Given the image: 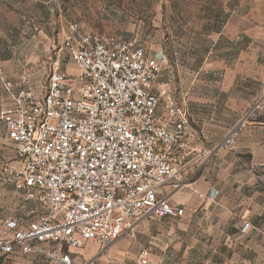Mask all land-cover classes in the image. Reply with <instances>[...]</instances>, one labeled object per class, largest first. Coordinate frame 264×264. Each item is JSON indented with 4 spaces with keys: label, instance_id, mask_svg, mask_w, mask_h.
<instances>
[{
    "label": "built area",
    "instance_id": "2783aa9c",
    "mask_svg": "<svg viewBox=\"0 0 264 264\" xmlns=\"http://www.w3.org/2000/svg\"><path fill=\"white\" fill-rule=\"evenodd\" d=\"M63 44L78 73L56 63L44 85L17 89L0 114L16 155L0 170V185L41 209L6 219L11 234L0 236V254L102 264L78 250L93 244L105 252L140 219L184 215L167 188L188 165L189 114L169 88L154 92L163 62L144 47L85 20L68 24ZM252 228L246 220L240 231ZM137 263L162 264L147 248Z\"/></svg>",
    "mask_w": 264,
    "mask_h": 264
},
{
    "label": "rangeland",
    "instance_id": "374dc122",
    "mask_svg": "<svg viewBox=\"0 0 264 264\" xmlns=\"http://www.w3.org/2000/svg\"><path fill=\"white\" fill-rule=\"evenodd\" d=\"M225 3L234 7L235 24L243 30L236 29L234 39L203 35L202 24L223 10ZM74 20H85L99 33L144 47L163 62L161 73L165 72L174 92L179 89L182 70L204 69L207 72L198 78L197 97L248 103L247 116L264 118V0H0V114L13 104L17 89L44 85L56 63L70 74L78 73L63 44V31ZM227 48L233 57L219 68L216 55L225 56ZM7 82L12 83L11 90ZM227 135L213 147L226 149L235 144L237 137L228 142ZM15 160L0 117V170ZM24 208L41 210L13 186L0 185V236H10L6 219L20 215ZM174 225H178L175 220L136 221L107 248L121 244L109 261H103H138L145 247L140 248L136 241L148 239L144 232ZM78 251L86 257L105 253L93 244Z\"/></svg>",
    "mask_w": 264,
    "mask_h": 264
},
{
    "label": "crops",
    "instance_id": "0c3cea01",
    "mask_svg": "<svg viewBox=\"0 0 264 264\" xmlns=\"http://www.w3.org/2000/svg\"><path fill=\"white\" fill-rule=\"evenodd\" d=\"M235 12L225 3L223 10L202 24V34L234 39L236 29L243 30L235 24ZM228 49L225 56L216 55L219 68L233 57ZM203 71L182 70L177 93L165 72L154 82V92L167 87L188 109V165L167 188L171 201L184 208V215L162 218L177 221V227L146 230L148 239L136 242L162 264H264V118L247 116L248 103L197 97ZM234 129L238 130L235 144L226 149L213 147ZM246 220L253 228L243 235L240 227ZM119 246L115 244L99 258L109 261ZM0 264L42 262L34 255L17 252L0 254Z\"/></svg>",
    "mask_w": 264,
    "mask_h": 264
}]
</instances>
